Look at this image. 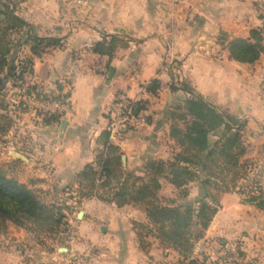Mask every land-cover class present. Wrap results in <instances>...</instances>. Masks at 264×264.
Segmentation results:
<instances>
[{"label":"crops","instance_id":"obj_1","mask_svg":"<svg viewBox=\"0 0 264 264\" xmlns=\"http://www.w3.org/2000/svg\"><path fill=\"white\" fill-rule=\"evenodd\" d=\"M13 1L16 13L40 36L61 40L41 55L28 49L35 86L50 98L70 99V110L59 120L33 117L22 123L25 137L16 139V153L26 159L14 160L37 163L35 186L80 189L79 174L96 163L100 136L109 131L108 108L118 92L141 107L136 108L137 121L118 137L109 131L128 171L144 175L150 161L173 160L183 150L172 128H184L179 115L188 99L200 96L226 123L241 129L243 159L253 164L251 177L264 182V54L255 63H243L229 50L232 39L249 38L255 29L264 35V16L257 7L264 0ZM103 42L112 46L109 52L96 50ZM155 80L153 93L149 87ZM224 129L210 133V142ZM166 187L177 188L164 179ZM243 196L220 194L204 248L196 249L211 256L235 252L249 264H264V210ZM76 207L83 212L76 226L85 245L59 248L66 261L47 264H148V256L161 245L155 238L150 254L140 247L134 222L148 218L139 207H119L96 196L79 199ZM57 251L46 254L53 259ZM93 254L92 261H84ZM17 257L0 249V264H20Z\"/></svg>","mask_w":264,"mask_h":264},{"label":"trees","instance_id":"obj_2","mask_svg":"<svg viewBox=\"0 0 264 264\" xmlns=\"http://www.w3.org/2000/svg\"><path fill=\"white\" fill-rule=\"evenodd\" d=\"M14 34L19 37L17 44L9 37ZM22 45L29 46L34 55H41L45 50L61 45V40L40 36L32 23L16 13L13 0H0V108L5 110L8 83L14 82L20 87L25 73L33 71L32 58L21 65L16 64ZM111 49L112 46L105 42L96 46L101 52ZM229 50L233 59L255 63L264 54L263 31L255 29L249 38L232 39ZM158 83V80L153 81L149 90L157 92ZM185 107L186 111L179 115L185 121L184 128H172V136L183 148L173 160L150 161L144 175L130 172L124 166L120 147L110 141V133L106 130L100 136L102 149L95 165H87L79 174L78 190L81 199L96 196L119 207L133 205L143 209L148 223L134 222L143 248L147 246L144 244L148 235H153L164 248L177 251L187 264H207L193 255L197 241L203 238L219 209L217 196L227 191L244 195L247 187L240 180L252 179L253 164L243 159L246 149L239 127L226 123L223 115L200 96L188 99ZM136 108H141L139 103H135ZM62 115L48 116L44 121L59 120ZM4 118L11 120L6 113H0V121ZM11 124L0 126V131L6 133ZM223 125L221 137L211 143L209 134ZM163 178L183 191H187L184 188L190 181L200 179L205 193L196 203L163 201L159 195ZM255 183L258 187L255 191L259 194L250 190L247 201L264 210V190ZM55 189L59 190L58 187ZM64 216L61 205L41 200L29 185L9 177L0 168V230H6L12 222L54 237L60 233Z\"/></svg>","mask_w":264,"mask_h":264},{"label":"rangeland","instance_id":"obj_3","mask_svg":"<svg viewBox=\"0 0 264 264\" xmlns=\"http://www.w3.org/2000/svg\"><path fill=\"white\" fill-rule=\"evenodd\" d=\"M257 3L259 12L264 16V2L259 1ZM9 37L11 40H14L16 44L18 43V35L14 34L13 36ZM19 48L20 50L16 60L17 65H21V63L26 62L30 58V55L28 54V49L30 48L29 46L22 45L19 46ZM31 73L33 75L32 71ZM25 78L26 77L24 75V79ZM24 82L25 81L23 80V83ZM8 88L6 90V93L9 92V94H7V97L4 100L5 103L3 105L6 107V110L0 108V113H6L7 115H9V117H11L10 119L12 121L6 118L1 119L0 126L6 127L7 123L9 124V122H12V124L8 128V131L6 133L0 131V168L6 171L9 177L16 178L20 182L29 185L38 194L41 200L47 203H58L59 205H61L65 216L63 217V224L61 226V229L59 230V235L54 237L48 235L45 232L35 231L28 227H21L12 222H9L6 230H0V249H4L10 253L11 251H13L14 256L19 255V257L17 258L18 261H20V264H47L50 263V261L63 262L66 261V259H62L61 255H59L60 252H58L57 249L66 248L69 246L76 247L79 245H85L86 238L82 235L81 230L76 226L78 212L82 211L81 209L76 207V202L81 199V196L78 189L60 188L59 190H56L52 186H49L47 184L43 185L41 183H38L39 185L35 186L33 183L36 179H38L37 175L35 174L39 167L37 163L35 162L34 164L30 165L23 164L21 162H15L14 159H16V157L14 156V153L18 152L15 141L16 139L21 140L23 139V137H25V133H23L22 130V123H24L26 119H31L33 117L38 118L41 115L38 113V110L35 111L34 109L29 108V106L26 105L22 100L20 92L22 86H15V83L11 82V85L8 86ZM38 88L41 90L42 95H47L45 94V91L42 89V87L38 86ZM164 179L166 178H163L162 181ZM201 181L202 180L200 179H194L190 181V183H195L194 186L191 187H189V183L188 186L184 188L187 191H183V189L178 188L174 190L173 188L169 187H166L164 189L161 188L159 195L161 199L166 202L174 201L178 204H187L191 202L196 203L199 199L202 198V195L205 193L204 188L200 187V185L202 184ZM255 182H258V184L264 190V182L262 183V181L258 178L240 180V183L247 187V191L243 196L244 200L248 199L249 195L251 194L250 190L253 189L255 191L258 189L257 183ZM210 191L216 192L215 190H213V188H210ZM255 193L257 195L259 194L258 191H255ZM220 194H218V198ZM145 232L147 231L145 230ZM204 236L199 241H197L196 247L198 246L200 248V246L203 245L204 248ZM155 238L156 237H154L153 235H148L145 240L146 244H144L147 246L144 248L141 246L138 238V242L142 250L145 252L147 251V253L150 254L153 249L149 248H151V246H157L155 244L159 241L157 238L156 239L158 241H156ZM51 249H54L58 252V255L56 254L53 259L46 254L48 253L47 251H50ZM96 250L98 249H95V251ZM155 250L156 252L148 256L146 261L148 264H187L185 260L180 257L179 253L173 249L164 248L162 245H160L159 249ZM232 254L237 253L233 252ZM193 256L201 259L202 261H205L207 264L250 263L246 258H230L226 253H223L221 256H211L206 254L204 252V249H195ZM91 257H95L94 254L93 256H86L84 261H92Z\"/></svg>","mask_w":264,"mask_h":264},{"label":"built area","instance_id":"obj_4","mask_svg":"<svg viewBox=\"0 0 264 264\" xmlns=\"http://www.w3.org/2000/svg\"><path fill=\"white\" fill-rule=\"evenodd\" d=\"M24 83L21 88V98L29 108L38 110L43 119L48 116L65 114L70 110V99L66 96L60 98H50L42 95L41 90L35 86L31 71L25 73ZM111 121L108 130L113 138H116L137 121L134 101L125 92H118L112 103L109 105ZM231 258L240 259V255H229Z\"/></svg>","mask_w":264,"mask_h":264},{"label":"water","instance_id":"obj_5","mask_svg":"<svg viewBox=\"0 0 264 264\" xmlns=\"http://www.w3.org/2000/svg\"><path fill=\"white\" fill-rule=\"evenodd\" d=\"M66 121H64V123H65ZM126 129V127H124V130ZM14 156L16 157V158H19V159H26V157L24 156V155H22V154H20V153H14ZM123 159L125 160L126 159V157L124 156L123 157ZM83 214V212L81 211L80 212V215H82Z\"/></svg>","mask_w":264,"mask_h":264}]
</instances>
